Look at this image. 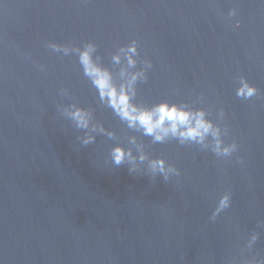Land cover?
<instances>
[{"label":"water","instance_id":"95a60500","mask_svg":"<svg viewBox=\"0 0 264 264\" xmlns=\"http://www.w3.org/2000/svg\"><path fill=\"white\" fill-rule=\"evenodd\" d=\"M132 40L138 59L152 61L137 100L204 108L227 128L224 140L235 141L236 152L221 158L175 140L153 144L100 103L75 53L46 47L92 41L118 75L112 54ZM240 76L257 87L255 96L237 97ZM73 103L116 137L80 146L81 133L57 111ZM133 134L180 175L165 181L114 166L111 146ZM226 191L231 204L213 221ZM253 257H264V0H0V264Z\"/></svg>","mask_w":264,"mask_h":264},{"label":"clouds","instance_id":"9594fccd","mask_svg":"<svg viewBox=\"0 0 264 264\" xmlns=\"http://www.w3.org/2000/svg\"><path fill=\"white\" fill-rule=\"evenodd\" d=\"M235 15L236 8H232L229 16ZM239 23L237 20L236 25L239 26ZM46 47L63 56L75 53L83 75L95 89L100 103L110 109L128 129L150 138L153 144L175 140L180 145H198L221 158L230 157L237 151L238 144L235 141L227 143L224 140L227 128L222 129L218 122L210 119L204 108H193L167 99L152 104L137 100L138 83L147 80L152 61L148 58L138 59L136 40L121 46L112 54V63L121 65L118 75L114 74L112 68L100 62L95 55L97 45L92 41L85 42L82 47L47 41ZM257 92L254 84L243 76L239 77L237 97L247 100ZM60 94L68 95V90L61 88ZM57 111L81 133L76 137L80 146L94 143L98 135L106 136L109 140L116 137L115 131L105 128L87 107L75 103L58 104ZM219 117L223 118V109L220 110ZM109 157L114 166L126 164L130 174H146L153 179L161 176L165 181L180 175L176 165L169 163L163 156H150L145 144L135 134L127 137L126 145L114 143L109 150ZM230 204L231 193L226 191L220 196L210 219L214 221ZM258 236L257 232L251 234L247 240V249L252 248ZM244 264H264V257L246 259Z\"/></svg>","mask_w":264,"mask_h":264}]
</instances>
